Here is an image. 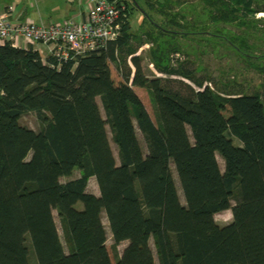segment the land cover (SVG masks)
<instances>
[{
	"label": "trees",
	"instance_id": "obj_1",
	"mask_svg": "<svg viewBox=\"0 0 264 264\" xmlns=\"http://www.w3.org/2000/svg\"><path fill=\"white\" fill-rule=\"evenodd\" d=\"M116 1L125 5L120 35L103 49L44 61L31 43L0 45V264H114L102 213L115 264H157L151 239L159 264H264L263 98L175 67L181 42L169 44L217 46L227 33L243 54L235 42L252 44L227 26L264 12L262 0ZM146 43L164 77L144 72L137 52ZM30 111L39 130L21 122ZM92 177L98 195L88 191ZM228 209L232 221L218 224L215 214Z\"/></svg>",
	"mask_w": 264,
	"mask_h": 264
},
{
	"label": "rangeland",
	"instance_id": "obj_2",
	"mask_svg": "<svg viewBox=\"0 0 264 264\" xmlns=\"http://www.w3.org/2000/svg\"><path fill=\"white\" fill-rule=\"evenodd\" d=\"M261 5L264 6V1H261ZM159 19V17H157ZM243 21V24L240 22ZM249 22L252 24L250 27H245V22ZM136 23L134 17L132 18V23ZM133 23V25H134ZM241 23V24H240ZM247 23V24H249ZM229 31L234 32L237 35L243 34L245 38L248 40L249 43L252 44V48L248 49L243 46L244 42L246 41H236L235 45L239 46L240 48H243V54L235 52V49H232L228 44H226V41L224 38H226V34H219L220 38L216 39L217 46L213 44H200L199 39H181L180 41L176 38L170 39L169 44L177 45L180 44V51L176 52L179 53V57L177 60H174L172 54V63H175V67H178L180 64H183L187 66L189 69H195L198 70V76L200 77H210L209 80H207V83H210V79L215 82L220 89H241L242 91L246 93H253V92H259L263 98L264 101V12H260L256 14V16L252 19L251 16H248L246 18H241L236 22V24H231L230 26H227ZM134 31H138L139 27L138 25H134ZM246 34V35H245ZM186 42V43H184ZM149 47H145L142 50H138L137 55L142 60V66L144 69V72L148 77H164L163 75H156V73L149 67V64L151 61L149 60V48L152 46L151 43L148 44ZM253 55H252V54ZM248 55H260L261 58H249ZM155 68V67H154ZM156 70V69H155ZM113 75L116 80L119 79V74L114 66H112ZM157 73H159L156 70ZM160 74V73H159ZM179 81L188 83L193 86V84L184 79L181 76H174ZM212 85V84H211ZM229 85V86H227ZM176 89L180 88L179 83H174L173 85ZM136 92L139 94L140 98L142 99L144 105L150 112L152 118L154 117V110L153 105L149 99V96L147 92L139 87H134ZM98 103L101 107V102L98 99ZM102 115L104 116L103 109H101ZM21 122L23 125L28 126L29 128H32L34 130H39L41 123L38 118V115L33 112H27L25 113L22 118ZM134 123H136L134 121ZM109 132V139L111 142V146L114 152L115 157L118 159V149L115 143L113 142L112 135L110 130ZM138 137L139 140L143 146L145 147V142L142 133L138 130ZM236 144H238L237 141H235ZM218 160L220 162V165L223 166V161L218 156ZM172 170L174 172V176L178 183L179 190L181 189L180 183L178 181L177 173L175 172L174 165L172 164ZM78 172L75 171L74 176H77ZM66 180V179H63ZM88 191L94 194H99L98 185L95 180V178H91L88 183ZM180 196L182 202H184L183 194L180 190ZM234 203V202H233ZM77 209L83 208V203L79 201L76 206ZM59 233L63 239V233L61 229V223L60 219L58 217V214L56 211L53 212ZM102 220L106 227L107 232V247L110 251V255L112 258L113 263L115 264V258L113 255V239L112 235L108 226V222L105 217V213H102ZM215 220L220 225H226L229 224L232 221V212L230 209L224 210L222 212H219L215 214ZM127 245V242H123L118 246L119 253H122L123 249ZM151 246L155 253V258L158 263L157 255L155 252L154 242L153 239H151ZM32 249V248H31ZM32 253L33 250H32ZM35 257V255H34Z\"/></svg>",
	"mask_w": 264,
	"mask_h": 264
},
{
	"label": "built area",
	"instance_id": "obj_3",
	"mask_svg": "<svg viewBox=\"0 0 264 264\" xmlns=\"http://www.w3.org/2000/svg\"><path fill=\"white\" fill-rule=\"evenodd\" d=\"M86 2L88 6L83 19L71 17L61 23L15 21L5 11L0 14V45L7 41L14 46H21L22 42L42 43L51 46V56L58 61L103 49L109 41L119 37L125 5L116 0ZM149 67L156 75H163L156 72L153 63Z\"/></svg>",
	"mask_w": 264,
	"mask_h": 264
},
{
	"label": "crops",
	"instance_id": "obj_4",
	"mask_svg": "<svg viewBox=\"0 0 264 264\" xmlns=\"http://www.w3.org/2000/svg\"><path fill=\"white\" fill-rule=\"evenodd\" d=\"M87 6L86 0L82 2L77 0H0V14L5 11L9 12L10 18L15 21L61 23L71 17L83 19ZM134 19L136 22H133L134 25L136 24L139 27L144 20L143 13L141 11L136 12ZM159 22H162V20ZM133 23L132 27L134 29ZM28 44L22 42L21 47L25 48ZM148 44H144L139 49L149 47ZM31 45L40 53L44 61L51 56V46L42 43H32Z\"/></svg>",
	"mask_w": 264,
	"mask_h": 264
}]
</instances>
